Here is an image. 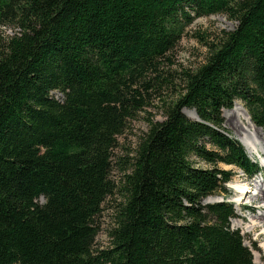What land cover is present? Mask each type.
Here are the masks:
<instances>
[{
    "label": "trees",
    "instance_id": "1",
    "mask_svg": "<svg viewBox=\"0 0 264 264\" xmlns=\"http://www.w3.org/2000/svg\"><path fill=\"white\" fill-rule=\"evenodd\" d=\"M212 14L236 26L165 76L187 27ZM5 27L17 31L0 34V264H255L233 203L203 200L258 169L222 111L240 100L264 129V0H0ZM164 88V118L114 181L118 137ZM115 192L109 245L95 248Z\"/></svg>",
    "mask_w": 264,
    "mask_h": 264
},
{
    "label": "rangeland",
    "instance_id": "2",
    "mask_svg": "<svg viewBox=\"0 0 264 264\" xmlns=\"http://www.w3.org/2000/svg\"><path fill=\"white\" fill-rule=\"evenodd\" d=\"M235 26L236 22L227 18L224 14L196 17L187 27L185 35L163 62V74L165 76L172 75L175 78V76L184 69L198 67L202 63L207 50L205 43H210L220 31L232 30ZM15 31H17V29L13 30L12 28L5 27L1 28L0 34L9 36ZM169 93L170 92L164 88L159 94H152L149 104L140 110L134 119L128 122L123 134L118 137L117 147L114 149L113 153V166L111 171V178L114 181H119L122 174L119 169L121 164H116V161L119 158H124L129 149L135 146L138 137L147 130L149 120L160 121L164 118L163 101L166 102L170 99L171 95H169ZM53 95L60 96V93L54 92ZM235 104L238 108L239 106L244 108L243 103L240 100H236L231 109H223L224 127L232 137L240 142L241 140L239 137L244 136L243 132L246 131L250 133L251 136L253 135L252 138L255 140V150L241 143L246 147L249 158L253 162L258 163L259 166L260 164L263 165V170L259 167L258 171L252 177H247L244 175L243 171L236 169L231 182L226 186V191H229V197L223 198L222 193L226 192L220 191L211 196V198L203 200V203L205 204L206 201L214 200L223 201L224 199L225 201L233 203L237 201L236 198L241 195L239 192H235V185H246V195L242 194V197L240 196L241 201L238 200L240 202L234 204L237 217L233 218L231 223L236 225V223L239 224L242 219L244 220L246 225L245 229L243 228L240 230L244 235V243L251 249L254 263L264 264V194L262 193L264 187H262V189L257 188L260 184L259 181L261 177L263 181L261 183L264 184V129L254 126L249 118L252 124V126H250L242 115L237 114L238 112ZM184 113L190 117H194V112L190 109H185ZM220 167L224 169L231 168V166L223 164H221ZM249 190L253 192L251 193ZM120 199V194L115 192L108 196L103 202L101 212L97 217L99 229L96 237V244L94 246L95 248H105L109 245L107 232L114 223L116 209L120 203ZM244 204L250 205L245 207L243 206ZM253 220H256L255 224H251ZM246 232H250V234L248 235ZM251 242L255 243L256 248H252ZM256 251L259 252V254L256 253Z\"/></svg>",
    "mask_w": 264,
    "mask_h": 264
},
{
    "label": "bare ground",
    "instance_id": "3",
    "mask_svg": "<svg viewBox=\"0 0 264 264\" xmlns=\"http://www.w3.org/2000/svg\"><path fill=\"white\" fill-rule=\"evenodd\" d=\"M235 106H236V104H235ZM237 107V106H236ZM239 109V110H238ZM236 110H237V114H239V115H242L245 119H246V121H247V123L250 125V126H252V124L250 123V121H249V116H248V114H247V112L245 111V109L242 107V106H239V108L237 107L236 108ZM193 116H194V113H193ZM243 137H239V139L241 140V142L243 143V144H245L247 147H249L250 149H252V150H255L256 148H255V140L252 138V136H251V134L250 133H248V132H243ZM260 169H262L263 168V165H261L260 164ZM263 170V169H262ZM231 182V181H230ZM229 182V183H230ZM260 182V184L257 186V188L258 189H262V187H264V184H262L261 182H263L262 181V177H261V180L259 181ZM228 183V184H229ZM227 184V185H228ZM235 187H236V189L238 190H236L235 189V192H239L241 195L242 194H245L246 195V193L247 192H245V188H246V185H242V184H236L235 185ZM256 191V190H255ZM245 192V193H244ZM249 192H253V191H250L249 190ZM257 193V192H256ZM263 194H264V190H263V192H262ZM258 194V193H257ZM240 195V196H241ZM248 195V194H247ZM237 197L236 198V200L237 201H234L233 202V205L235 204V203H237V202H240L241 201V197ZM208 198H211V197H208ZM207 198V199H208ZM238 200H240V201H238ZM250 205V204H249ZM248 204H244L243 206H249ZM234 208H235V206H234ZM235 213H236V211H235ZM259 214V213H258ZM235 217H237V213H236V216ZM234 217V218H235ZM233 219V218H232ZM232 219H231V221H232ZM231 221H230V223H231ZM255 221L256 220H253L252 222H251V224H255ZM238 222V221H237ZM249 225V224H248ZM245 223H244V220L242 219L241 221H240V223L238 224V223H236V225H233V223H231V225H230V227H231V229H238V230H240L241 229V227H242V229L244 228L245 229ZM255 226V225H254ZM239 227V228H238ZM248 227V226H247ZM246 233H248V235L250 234V232H246ZM263 246H264V244H263Z\"/></svg>",
    "mask_w": 264,
    "mask_h": 264
},
{
    "label": "water",
    "instance_id": "4",
    "mask_svg": "<svg viewBox=\"0 0 264 264\" xmlns=\"http://www.w3.org/2000/svg\"><path fill=\"white\" fill-rule=\"evenodd\" d=\"M195 114V113H194ZM195 118L197 117L196 114L194 115ZM240 142V141H239ZM241 143V142H240ZM242 144V143H241ZM217 200H214V201H206V203H213V202H216Z\"/></svg>",
    "mask_w": 264,
    "mask_h": 264
},
{
    "label": "built area",
    "instance_id": "5",
    "mask_svg": "<svg viewBox=\"0 0 264 264\" xmlns=\"http://www.w3.org/2000/svg\"><path fill=\"white\" fill-rule=\"evenodd\" d=\"M241 229H242V227H241ZM241 229H240V230H241ZM240 230H239V231H240ZM240 233H241V232H240ZM241 234H242V233H241ZM242 236H244V235L242 234ZM252 243H253V242H251V246H252ZM252 248H253V246H252ZM256 252H257V251H256Z\"/></svg>",
    "mask_w": 264,
    "mask_h": 264
}]
</instances>
